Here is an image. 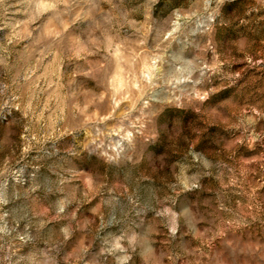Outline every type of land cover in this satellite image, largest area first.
Segmentation results:
<instances>
[{
    "label": "rangeland",
    "instance_id": "374dc122",
    "mask_svg": "<svg viewBox=\"0 0 264 264\" xmlns=\"http://www.w3.org/2000/svg\"><path fill=\"white\" fill-rule=\"evenodd\" d=\"M0 264H264V0H0Z\"/></svg>",
    "mask_w": 264,
    "mask_h": 264
}]
</instances>
